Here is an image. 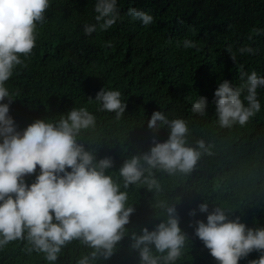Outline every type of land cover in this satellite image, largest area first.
I'll return each mask as SVG.
<instances>
[{
    "label": "trees",
    "instance_id": "obj_1",
    "mask_svg": "<svg viewBox=\"0 0 264 264\" xmlns=\"http://www.w3.org/2000/svg\"><path fill=\"white\" fill-rule=\"evenodd\" d=\"M95 2L50 0L45 22L37 25L32 55L21 57L26 66L18 65L5 84L14 94L10 115L23 130L36 119L58 120L72 107L87 108L97 124L82 130L79 142L86 150L94 149L98 159L113 158L108 172L114 178L124 160L149 150L153 132L147 120L154 111L185 119L189 143L194 146L203 139L211 145V155H202L190 174L156 172L160 191L129 186L126 207L134 211L126 234L113 256L96 264H138V253L129 247L131 233L144 226L152 230L164 219L156 215L163 211L155 207L160 201L175 205L182 232L187 233L186 247L175 264H218L189 227L196 219L206 222L207 214L197 211L190 217V209L208 201L209 211L221 206L231 219L264 227V88L257 89L260 111L244 126L221 128L214 102L215 89L224 79L240 86V65L249 74L255 70L264 76V0H117L120 20L107 31L97 29L87 36L83 26L96 23ZM130 7L149 13L155 23L144 26L134 20L127 14ZM257 28L260 34L254 32ZM185 40L195 47H183ZM229 46L236 63L226 50ZM242 46L252 47L255 54L241 55ZM103 87L119 90L127 103L119 120L115 113L98 110L94 98ZM199 95L208 101L204 116L191 112ZM156 135L162 142L169 133L161 129ZM38 174L37 165L25 182L30 185ZM25 244L13 241L0 248V264H49L43 254L29 255ZM90 251L73 241L51 264H77ZM258 257L254 251L239 264Z\"/></svg>",
    "mask_w": 264,
    "mask_h": 264
},
{
    "label": "clouds",
    "instance_id": "obj_2",
    "mask_svg": "<svg viewBox=\"0 0 264 264\" xmlns=\"http://www.w3.org/2000/svg\"><path fill=\"white\" fill-rule=\"evenodd\" d=\"M49 7L50 0H0V248L13 241H26L24 250L29 255L43 254L51 264L63 247L79 241L91 251L77 264H96L110 259L126 234L125 226L134 211L126 207L129 186L160 191L156 172L190 174L202 155H211V145L203 139L191 145L185 119H169L162 110L154 111L147 120L153 132L149 150L124 160L114 178L108 172L114 166L113 158L98 159L94 149L86 150L79 142L82 130L95 129L97 124L87 108L72 107L58 120L36 119L20 130L10 115L14 94L5 84L18 65L26 66L21 57L32 55L37 25L45 22ZM94 11L96 23L83 26L87 36L97 29L107 31L120 20L117 0H96ZM127 14L144 26L155 23L152 15L137 7H130ZM178 22L182 23L179 18ZM254 32L260 34L261 29ZM183 47L193 48L195 43L185 40ZM226 50L236 63L231 47ZM238 52L255 54L250 46H242ZM239 69L240 86L224 79L214 92L221 128L244 126L261 108L257 89L264 88V76L255 70L249 74L243 65ZM94 99L99 111L115 113L117 120L127 108L119 90L103 87ZM207 105V98L199 95L191 112L204 116ZM161 129L169 133L162 142L156 135ZM37 165L39 174L29 185L25 177L34 174ZM155 207L163 209L156 215L164 219L152 230L144 226L139 233H131L129 247L138 253V264H175L186 247L187 233L182 232L175 205L160 201ZM197 211L207 214L206 222L196 219L189 227H194L195 236L218 264H239L254 251L259 257L248 264H264V227H248L239 217L231 219L221 206L209 211L208 201L190 209L188 215L195 217Z\"/></svg>",
    "mask_w": 264,
    "mask_h": 264
}]
</instances>
